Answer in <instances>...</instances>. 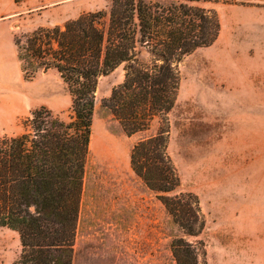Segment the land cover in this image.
<instances>
[{
  "label": "trees",
  "instance_id": "obj_1",
  "mask_svg": "<svg viewBox=\"0 0 264 264\" xmlns=\"http://www.w3.org/2000/svg\"><path fill=\"white\" fill-rule=\"evenodd\" d=\"M214 1L111 0L107 11H84L62 26L14 34L23 77L55 70L68 88L72 114L66 122L41 105L24 120L22 133L0 137V227L17 231L21 244L13 264H70L95 89L99 76L120 64L124 79L102 105L127 136L158 120L154 134L131 146V170L185 235L201 234L199 197L178 190L180 177L167 153L168 113L179 90V62L219 35L217 11L202 5ZM199 243L197 252L173 238L177 263L206 264V245Z\"/></svg>",
  "mask_w": 264,
  "mask_h": 264
},
{
  "label": "rangeland",
  "instance_id": "obj_2",
  "mask_svg": "<svg viewBox=\"0 0 264 264\" xmlns=\"http://www.w3.org/2000/svg\"><path fill=\"white\" fill-rule=\"evenodd\" d=\"M110 1L73 0L60 8H68L67 13L75 18L84 11H107ZM229 3L202 4L217 11L220 37L179 62V90L168 113L167 153L180 177L178 190L199 197L205 217L203 231L198 236L185 235L156 193L131 170V146L154 134L158 120L147 131L127 136L102 105V98L121 81V64L97 81L70 264H178L170 247L173 238L191 243L197 252L203 241L206 264H245V248L232 244V224L220 222L215 196L221 176L264 174V117L252 115L256 127L252 131L236 125L244 117L245 106L256 112L262 105L256 100L264 96V88L245 84L246 76L262 61L232 52V46L243 51L251 46L241 33L253 28L245 22V13L231 10ZM4 30L0 28V137L22 133L24 120L41 105L70 121L71 96L66 84L53 69L25 79L13 38L8 40ZM30 32L16 27L13 35ZM243 96L253 102H240ZM235 222L239 225L243 220ZM20 252L18 232L0 227V264H13Z\"/></svg>",
  "mask_w": 264,
  "mask_h": 264
},
{
  "label": "crops",
  "instance_id": "obj_3",
  "mask_svg": "<svg viewBox=\"0 0 264 264\" xmlns=\"http://www.w3.org/2000/svg\"><path fill=\"white\" fill-rule=\"evenodd\" d=\"M72 1L0 0V28L5 29L4 32L11 41L16 27L23 31H33L38 27L62 26L67 19L73 18V15L67 13L68 8L64 11L60 6ZM224 1L230 2L231 10L245 13V22L253 28V31L248 29L246 33H241V37L251 42V46L246 51L232 46V52L235 55L246 53L248 58L256 60L258 57L262 61L258 66H254V62L252 72L246 76L245 84L264 88V0ZM219 37L220 35L213 44L218 42ZM122 77L124 79V74L120 82ZM256 101L262 103L258 110L254 112L250 106H245L244 117L236 122L245 132L256 128L251 121L254 113L264 117V96ZM240 102L252 103L253 99L243 96ZM217 183L219 186L215 196L216 208L218 207L221 213L220 222L229 220L232 224V244L245 248V264H264V174L221 176ZM232 197L236 199L233 200ZM237 220H243V223L233 224Z\"/></svg>",
  "mask_w": 264,
  "mask_h": 264
}]
</instances>
